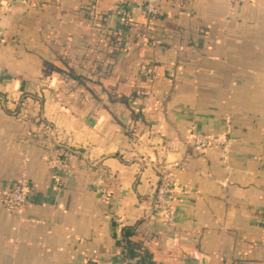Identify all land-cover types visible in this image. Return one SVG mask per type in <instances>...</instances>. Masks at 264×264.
Returning <instances> with one entry per match:
<instances>
[{
  "label": "crops",
  "instance_id": "0c3cea01",
  "mask_svg": "<svg viewBox=\"0 0 264 264\" xmlns=\"http://www.w3.org/2000/svg\"><path fill=\"white\" fill-rule=\"evenodd\" d=\"M0 1V264H264V0Z\"/></svg>",
  "mask_w": 264,
  "mask_h": 264
},
{
  "label": "built area",
  "instance_id": "2783aa9c",
  "mask_svg": "<svg viewBox=\"0 0 264 264\" xmlns=\"http://www.w3.org/2000/svg\"><path fill=\"white\" fill-rule=\"evenodd\" d=\"M236 2L237 0H231ZM137 6L142 15L147 19H154L161 13L162 0H136ZM11 5L7 2L0 1V20L9 12ZM188 142L200 153H206L209 150L220 149L227 153L231 146V140L227 135L211 134V133H197L193 132ZM74 141L69 145H73ZM50 166L56 171H66L65 160L61 157H55L50 160ZM175 183L169 171L164 169L160 171V182L156 192V204L162 209L166 210V203L169 196L173 192ZM29 191L27 184L23 181L16 185L12 190L5 194V203L9 208L22 207L28 203Z\"/></svg>",
  "mask_w": 264,
  "mask_h": 264
},
{
  "label": "trees",
  "instance_id": "16d2710c",
  "mask_svg": "<svg viewBox=\"0 0 264 264\" xmlns=\"http://www.w3.org/2000/svg\"><path fill=\"white\" fill-rule=\"evenodd\" d=\"M64 148L65 150L71 153L75 151L73 148H68V147H64ZM60 157L65 160V156L61 155ZM124 234H125L124 236H127V231H125ZM125 244H126V250H125L126 254L132 258H135V264H154L148 259V257L144 256L142 253L135 250L133 247L129 246L128 242H126Z\"/></svg>",
  "mask_w": 264,
  "mask_h": 264
}]
</instances>
